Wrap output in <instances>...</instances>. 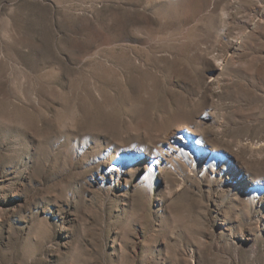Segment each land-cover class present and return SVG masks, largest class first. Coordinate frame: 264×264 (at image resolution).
Returning <instances> with one entry per match:
<instances>
[{
	"label": "rangeland",
	"instance_id": "obj_1",
	"mask_svg": "<svg viewBox=\"0 0 264 264\" xmlns=\"http://www.w3.org/2000/svg\"><path fill=\"white\" fill-rule=\"evenodd\" d=\"M0 264H264V0H0Z\"/></svg>",
	"mask_w": 264,
	"mask_h": 264
}]
</instances>
